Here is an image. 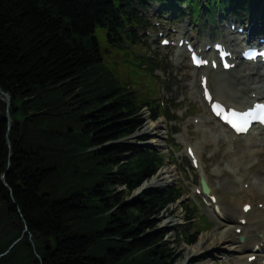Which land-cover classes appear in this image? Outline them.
<instances>
[{
	"label": "trees",
	"instance_id": "1",
	"mask_svg": "<svg viewBox=\"0 0 264 264\" xmlns=\"http://www.w3.org/2000/svg\"><path fill=\"white\" fill-rule=\"evenodd\" d=\"M153 1L200 5L0 0V264H173L157 218L182 192L133 195L165 155L120 142L140 130L143 107L163 113L118 84L94 35L102 26L113 45L139 44ZM251 1L205 0L237 13Z\"/></svg>",
	"mask_w": 264,
	"mask_h": 264
},
{
	"label": "rangeland",
	"instance_id": "2",
	"mask_svg": "<svg viewBox=\"0 0 264 264\" xmlns=\"http://www.w3.org/2000/svg\"><path fill=\"white\" fill-rule=\"evenodd\" d=\"M203 1L199 0L200 5L203 4ZM159 6L165 5L159 3L147 5L150 26L146 28V32L142 29L139 30V34H142L139 44L130 48L112 45L107 39L105 27L97 26L94 30L104 66L118 84L132 89L141 101H154L161 104L162 109L167 111L166 113L170 118V121L164 118L157 119L161 120L163 125L161 130L163 134L162 147L160 148L153 144H146L149 138L153 137V134H149L143 128L145 125L147 127L154 122L150 120L146 110L141 111L143 124L135 134L138 135L137 138L125 140L137 143L144 149H152L159 154H166L165 162L157 172L162 168H171L176 174V180L173 183L144 187L145 189L175 187L180 188L183 193L174 204L169 205L157 218L159 220L158 227L167 231L164 240L172 248L173 255L170 259H172L173 264H238L236 259L240 255V251L243 250L244 235L238 232L237 236L243 237V241L238 238L234 243H231L232 247H238L234 251L209 246L216 234L224 232L228 225L233 228L236 223L231 220L223 221L225 227L217 230L215 223L219 219L213 215L215 213L210 212V208L196 193V189L200 187L199 178L205 175L219 206L225 212L231 211L233 213L235 209L240 211L241 204L250 200L251 192L242 198L240 191H248V189H242L238 180L244 175V179L250 183L257 181L254 175L248 173V169L257 163V159L243 160L242 171H239L240 165L235 159L241 153L252 152L253 149L242 144L235 148L233 153L226 155L227 151L233 150V147L219 137L216 121L209 122L207 119L208 115L205 113L207 107L191 96V89L194 85L197 87L198 95L201 92L200 87H198V77L193 80L191 75L194 73L197 75L202 70L197 71L191 68L186 57L178 63L175 46L162 47L160 45L161 38L164 36H173L175 38L174 44H176V40L182 32H186V36H191L198 41V44L208 42L209 33H212L216 40H220L227 32L217 29L221 17L220 8L215 9V14L212 17L213 23L209 24L206 20L208 16L204 13V6H202L196 19L191 17L185 5H179L183 10L174 17L170 13H165L161 19L160 13L157 12ZM260 7V16H264V0H262ZM223 15L224 17L228 16ZM252 16L254 17V14ZM251 17L248 20L245 18L244 24L248 25L251 22ZM156 22L157 26L155 25ZM210 28L211 31H209ZM151 65L154 66L151 67ZM220 74L231 73L223 72ZM216 75L218 74L211 72L208 77L212 91L214 89L213 79ZM174 131L177 133L171 136L170 133ZM141 138L146 139L141 140ZM187 146H190L196 153L197 161L198 157H201L202 163L201 165L198 164L196 169L191 166L188 160ZM142 184L135 189L133 195L144 190L141 188ZM190 218H194V222H191ZM166 220H173V222L166 224ZM209 224L212 225L209 226ZM233 232L237 233V231ZM189 236L196 237V241L191 245L185 242L186 237ZM201 239L204 240L201 244L202 251L195 255L187 254L189 248Z\"/></svg>",
	"mask_w": 264,
	"mask_h": 264
},
{
	"label": "bare ground",
	"instance_id": "3",
	"mask_svg": "<svg viewBox=\"0 0 264 264\" xmlns=\"http://www.w3.org/2000/svg\"><path fill=\"white\" fill-rule=\"evenodd\" d=\"M253 17V16H252ZM250 33H258L264 31V18L260 19L258 15H254L253 20L251 18V22L248 24ZM186 32L183 34L185 35ZM209 36H212V33H209ZM182 38L178 39V42ZM236 36L234 39L232 37H228L225 41L227 46L230 48L233 43H236ZM185 40H188L185 38ZM177 42V44H178ZM197 50H203L204 53H209L205 49V44L201 46H197ZM212 52L210 51V54ZM184 58L183 52L179 50L177 52V61L180 63ZM234 69V68H233ZM200 74L195 75L192 74L191 77L194 80L195 77H200L208 75L211 70L209 68H203ZM230 72V71H229ZM231 74L223 75L218 74L213 79L214 89L212 91L213 100L220 101L226 104L228 107H233L239 110L245 109L249 106L253 101H263L264 100V90L261 89L264 84V75H260L258 71L248 70L247 68H240L231 70ZM256 84V85H254ZM209 85V82H208ZM191 96L194 99L202 100V91L199 95L197 94L196 85H194L191 89ZM205 113H209L208 109ZM207 119L210 121L211 118L207 116ZM162 121L156 120L151 124L144 126V131H147L149 134H153L152 138H149L146 144L156 145L157 147H162ZM218 133L222 137V140H226L228 143H232L234 145L232 151H227L226 155H229L234 152L235 148L243 145H248L249 148L253 149L252 152L241 153L235 161L240 165L239 171L241 172V165L243 164V160H251L253 158L257 159V163L250 166L248 169V173L250 172L257 179L255 183H250L244 179V175L238 180V182L244 186L247 183L248 191H240L242 194V198H245L248 192L250 193V202L248 204H242L241 209H235L233 213L231 211H224L222 208H219L217 202L212 203L211 199L207 198L209 202L210 212L214 216H217L216 221V229H223L225 224L223 221H232L235 226L228 225L227 229L224 232L218 233L211 240L209 246L213 248H223L227 251L237 250V246H231V243H234L236 239L240 238L237 236L235 231L237 228H241L240 234L244 235L245 242L243 244V250L240 251V255L237 257L236 261L238 264H251L248 261V258L251 256H256V258H260V264L264 259V135L261 133L254 132L250 136L246 137H236L232 134L230 130L226 128V126L218 123ZM138 135L132 136L131 140L137 138ZM246 143V144H245ZM230 145V144H229ZM201 158V157H199ZM202 160L200 159V165ZM241 163V164H240ZM176 174L171 168H162L154 176H152L149 180L142 184L141 188L146 186H154V185H164L168 183H173L176 180ZM255 184V187H254ZM212 195V192L209 196ZM245 205H250V209L247 212L243 211V207ZM221 219V220H220ZM244 220L243 226L239 220ZM173 222V220H166L165 223ZM177 223V221H176ZM210 224L209 226H211ZM250 229V230H248ZM204 242L203 239L198 241L194 246L190 247L187 254L195 255L199 254L202 251L201 244ZM240 250V249H239Z\"/></svg>",
	"mask_w": 264,
	"mask_h": 264
},
{
	"label": "snow or ice",
	"instance_id": "4",
	"mask_svg": "<svg viewBox=\"0 0 264 264\" xmlns=\"http://www.w3.org/2000/svg\"><path fill=\"white\" fill-rule=\"evenodd\" d=\"M257 107H258V108H261V109H264V105H258ZM244 115L247 116V115H250V114H249V113H245ZM244 123H245V127H240V128H238V129H237L238 131H244V130H246V123H247V122L245 121ZM245 210H247V208H246Z\"/></svg>",
	"mask_w": 264,
	"mask_h": 264
},
{
	"label": "water",
	"instance_id": "5",
	"mask_svg": "<svg viewBox=\"0 0 264 264\" xmlns=\"http://www.w3.org/2000/svg\"><path fill=\"white\" fill-rule=\"evenodd\" d=\"M1 94L4 96V98H5V100H6V102H7V104L9 105V103H10V96L7 94V93H4V92H2L1 91ZM4 175H2V177H3ZM205 191H206V188H205Z\"/></svg>",
	"mask_w": 264,
	"mask_h": 264
}]
</instances>
